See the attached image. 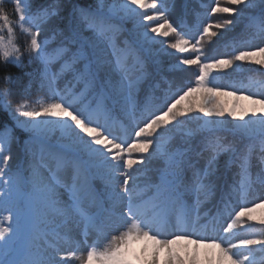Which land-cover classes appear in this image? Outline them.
I'll list each match as a JSON object with an SVG mask.
<instances>
[{
	"label": "snow or ice",
	"instance_id": "snow-or-ice-1",
	"mask_svg": "<svg viewBox=\"0 0 264 264\" xmlns=\"http://www.w3.org/2000/svg\"><path fill=\"white\" fill-rule=\"evenodd\" d=\"M201 7L0 0V264H264V80H225L264 75V0Z\"/></svg>",
	"mask_w": 264,
	"mask_h": 264
},
{
	"label": "rangeland",
	"instance_id": "rangeland-1",
	"mask_svg": "<svg viewBox=\"0 0 264 264\" xmlns=\"http://www.w3.org/2000/svg\"><path fill=\"white\" fill-rule=\"evenodd\" d=\"M105 2L106 3H112L113 2V0H105ZM116 2H119V0H116ZM175 6H177V7H179L180 5H179V0H177L176 1V3H175ZM258 10V9H257ZM256 10V11H257ZM149 14H151V13H149ZM169 19L171 20V18L173 19V21H176V15L175 14H171L170 12H169ZM171 17V18H170ZM215 18V20H221V19H224V18H227V17H223V16H215L214 17ZM214 20V21H215ZM242 25H239L236 29H238V28H240ZM175 39V37H170L169 38V41H172V40H174ZM214 43L213 44H211V45H208V44H205V49H206V52L207 53H209L210 51H212L215 47H217L218 45V43H219V41H216L215 40V38H214ZM224 52V51H223ZM165 67H167V62L165 61ZM245 67H247V66H245ZM192 70H190V71H188L186 74H185V76H188L189 75V73L191 72ZM226 71H228V72H232V70L231 69H229V70H226ZM251 80H252V83H253V81H255V79L254 78H251ZM249 83V82H248ZM248 83H246V84H248ZM35 83H33V85L31 86V90H35V89H37V87H38V85L36 84V85H34ZM255 91V90H254ZM45 95H43V94H38L36 97H33L32 99H29V101L30 102H33L34 100H36L37 98H40V97H44ZM220 100L222 101V102H229L230 100H231V98L230 97H220ZM242 103L243 104H245V105H247V104H249L250 102H248V101H242ZM191 126V125H190ZM15 151H17V149L15 148L14 149ZM14 157H15V155L14 154H12V160L10 161V163H9V166L10 167H15V163H16V159H14ZM259 213H260V210L258 209L257 210V212H256V214L257 215H259ZM78 231V230H77ZM78 255H80L79 253H78ZM258 259H259V257H258Z\"/></svg>",
	"mask_w": 264,
	"mask_h": 264
},
{
	"label": "trees",
	"instance_id": "trees-1",
	"mask_svg": "<svg viewBox=\"0 0 264 264\" xmlns=\"http://www.w3.org/2000/svg\"><path fill=\"white\" fill-rule=\"evenodd\" d=\"M6 9L9 11V14L11 15L12 13V9H13V5L11 3H6L5 4ZM13 19L15 20L16 18L13 17ZM18 36H20V39H26V37H24L22 34H20L19 32L17 33ZM25 63L27 64V60H25ZM0 87H2V84H0Z\"/></svg>",
	"mask_w": 264,
	"mask_h": 264
}]
</instances>
